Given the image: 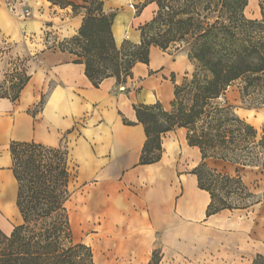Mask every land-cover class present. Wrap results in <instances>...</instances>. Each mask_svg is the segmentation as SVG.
<instances>
[{
	"label": "crops",
	"instance_id": "0c3cea01",
	"mask_svg": "<svg viewBox=\"0 0 264 264\" xmlns=\"http://www.w3.org/2000/svg\"><path fill=\"white\" fill-rule=\"evenodd\" d=\"M45 1L59 19L63 37L77 35L84 11L75 13L71 6L61 8ZM157 9L152 2L139 13L134 5L116 12V42L127 31L139 43V27L150 21ZM22 23L0 4V29L15 35L17 41L12 53L29 58V80L19 97L14 101L0 97V229L10 234L22 222L16 204L18 183L11 144L32 141L69 150L76 179L87 188L88 210L103 223L97 238L90 241L95 264H148L156 249H161L166 263L179 254L181 246L219 225L226 210L207 216L211 195L199 187L192 173L203 162L202 153L188 143L186 128L163 133L161 158L141 164L147 134L135 105L160 102L165 110L171 109L175 86L195 70L188 51L152 46L149 63L137 62L125 81L111 76L95 85L77 55L58 46L33 52L19 38L21 34H15ZM5 63L0 58V68ZM204 162L235 174L236 166L231 162L214 158Z\"/></svg>",
	"mask_w": 264,
	"mask_h": 264
},
{
	"label": "trees",
	"instance_id": "16d2710c",
	"mask_svg": "<svg viewBox=\"0 0 264 264\" xmlns=\"http://www.w3.org/2000/svg\"><path fill=\"white\" fill-rule=\"evenodd\" d=\"M48 1L61 8L71 6L75 13L84 11L77 35L59 47L82 59L95 85L111 76L125 81L137 62L149 63L152 46L166 50L175 42L194 39L189 58L195 70L191 79L175 86L171 109L165 110L160 102L135 105L147 134L141 164L161 158L163 133L184 127L188 143L202 153L203 162L192 173L211 195L208 217L261 201L241 171L247 166L264 169V128L261 134L218 99L238 83L243 99L264 102V0H259L261 17L256 19L244 14L248 0H147L142 8L155 2L158 10L139 27L140 42L124 40L121 46L113 32L116 12L106 11L104 0ZM28 80L27 74L20 76L0 97L16 100ZM10 150L22 222L10 234L0 229V264H94L91 247L73 238L67 204L76 174L69 150L34 141L13 142ZM207 158L233 163L235 174L209 167ZM161 260L156 249L148 264ZM252 264H264V255H256Z\"/></svg>",
	"mask_w": 264,
	"mask_h": 264
},
{
	"label": "rangeland",
	"instance_id": "374dc122",
	"mask_svg": "<svg viewBox=\"0 0 264 264\" xmlns=\"http://www.w3.org/2000/svg\"><path fill=\"white\" fill-rule=\"evenodd\" d=\"M146 1L136 4L135 0H106V6L110 12H118L134 5L135 12L139 13L142 10L141 5ZM248 2L249 9L246 7L244 14L248 18H260V1L248 0ZM0 4L23 22L20 32L15 34H21L19 38L29 44L33 52L59 47L70 39L63 37L57 25L59 19L54 17L51 4L45 0H0ZM10 35L4 34L0 29V58L6 60L5 66L0 68V88H3L0 92L11 90L12 84L19 82L20 76L27 74L26 65L29 58L12 53L17 41L15 35ZM124 40L138 43L127 31L117 40L119 46ZM193 42L194 39H184L171 44L168 50L172 52L185 50L189 53ZM192 73L186 77L191 79ZM16 76L19 79H15ZM218 101L234 107L238 116L255 125L259 132L263 133L264 102L255 101L250 96L243 99L238 83L230 86ZM227 170L233 172L231 167H227ZM241 175L250 190L261 201L248 208L225 209L226 216L219 225L208 228L202 238L188 241L186 246L178 249L179 254L174 255L172 261L165 263L161 260V264H252L256 255H264V169L247 166L242 168ZM71 190L73 195L67 207L70 212L74 242L84 243L93 251L90 241L95 240L96 233L102 231V220L88 210L85 201L87 188L79 183L78 179L75 178L72 182ZM234 200V198L229 199V202ZM195 233L199 234L200 231L197 230ZM158 250L163 256L161 249ZM98 261L99 258H96V262Z\"/></svg>",
	"mask_w": 264,
	"mask_h": 264
},
{
	"label": "bare ground",
	"instance_id": "6f19581e",
	"mask_svg": "<svg viewBox=\"0 0 264 264\" xmlns=\"http://www.w3.org/2000/svg\"><path fill=\"white\" fill-rule=\"evenodd\" d=\"M247 8L249 9V7H247ZM116 30L119 31V27L118 26L116 27Z\"/></svg>",
	"mask_w": 264,
	"mask_h": 264
},
{
	"label": "built area",
	"instance_id": "2783aa9c",
	"mask_svg": "<svg viewBox=\"0 0 264 264\" xmlns=\"http://www.w3.org/2000/svg\"><path fill=\"white\" fill-rule=\"evenodd\" d=\"M121 88H124V87H121Z\"/></svg>",
	"mask_w": 264,
	"mask_h": 264
}]
</instances>
